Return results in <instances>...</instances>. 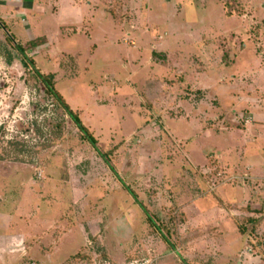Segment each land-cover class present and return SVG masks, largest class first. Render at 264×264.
I'll return each mask as SVG.
<instances>
[{"label":"rangeland","instance_id":"374dc122","mask_svg":"<svg viewBox=\"0 0 264 264\" xmlns=\"http://www.w3.org/2000/svg\"><path fill=\"white\" fill-rule=\"evenodd\" d=\"M0 2V264H264V0Z\"/></svg>","mask_w":264,"mask_h":264},{"label":"trees","instance_id":"16d2710c","mask_svg":"<svg viewBox=\"0 0 264 264\" xmlns=\"http://www.w3.org/2000/svg\"><path fill=\"white\" fill-rule=\"evenodd\" d=\"M16 48L20 52H24L22 47L20 45H16ZM8 62H10L9 59H7ZM30 63L33 65V61L29 60ZM33 74L37 78V80L44 86L45 93L48 94L50 97L54 99L66 112V114L69 116V118L72 120V122L76 125L78 130L83 135V138L99 153V155L109 164L110 169L114 172V168L112 165H110L107 152H101L98 149L97 146V140L92 134V132L82 123V121L79 118V115L77 112L73 111L64 97L61 95V93L57 90L55 86V76L53 73H41L38 70L33 69ZM130 193H132L130 191ZM133 195V194H132ZM134 196V195H133Z\"/></svg>","mask_w":264,"mask_h":264},{"label":"crops","instance_id":"0c3cea01","mask_svg":"<svg viewBox=\"0 0 264 264\" xmlns=\"http://www.w3.org/2000/svg\"><path fill=\"white\" fill-rule=\"evenodd\" d=\"M7 3L0 2V7H5ZM16 5L20 6V8L28 10V8L32 7V0H19V3L16 2ZM8 6V5H7ZM10 7L13 5H9ZM0 11L6 12L7 9L0 8ZM32 30V29H31ZM34 31V29H33ZM35 33V31H34ZM24 38V37H23ZM25 228H22V230L18 231H12L9 233V235H5L0 233V261H3L6 263V260H10L12 258L10 253H13L15 250H17V247L19 244L21 245L24 240L30 239L29 236L31 235L29 232L31 231L30 223L28 222H21ZM49 257V256H48ZM15 259H17L15 257ZM22 260V258H20ZM48 261L44 259V263H47Z\"/></svg>","mask_w":264,"mask_h":264},{"label":"built area","instance_id":"2783aa9c","mask_svg":"<svg viewBox=\"0 0 264 264\" xmlns=\"http://www.w3.org/2000/svg\"><path fill=\"white\" fill-rule=\"evenodd\" d=\"M104 264H111V263L108 261H104ZM125 264H153V262L149 258H142V259L132 260Z\"/></svg>","mask_w":264,"mask_h":264}]
</instances>
